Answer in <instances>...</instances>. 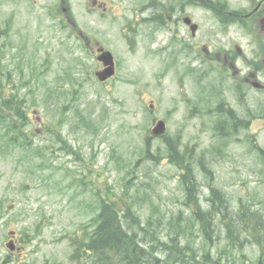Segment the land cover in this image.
Instances as JSON below:
<instances>
[{"label":"rangeland","instance_id":"374dc122","mask_svg":"<svg viewBox=\"0 0 264 264\" xmlns=\"http://www.w3.org/2000/svg\"><path fill=\"white\" fill-rule=\"evenodd\" d=\"M128 2L135 0H111L101 17L89 0H0V79L4 94L25 97L29 115L23 130L0 115V264H88L72 236L92 233L108 196L121 209L131 204L163 240L176 237L223 261L264 264L255 242L230 241L220 216L215 238H206L169 145L196 176L204 208L218 189L231 210L244 203L264 213V99L239 105L233 89L220 94L209 75H190L181 88L160 51L161 26L143 21L131 33L135 43L123 41L138 9ZM68 9L77 22L71 27L61 20ZM81 30L121 44L117 75L107 83L95 75L96 56L70 32ZM223 95L235 117L216 109ZM160 118L166 134L153 135Z\"/></svg>","mask_w":264,"mask_h":264},{"label":"flooded vegetation","instance_id":"af4514ba","mask_svg":"<svg viewBox=\"0 0 264 264\" xmlns=\"http://www.w3.org/2000/svg\"><path fill=\"white\" fill-rule=\"evenodd\" d=\"M110 2L89 0V9L100 11L103 17L109 12ZM128 3L136 4L138 9L126 21L130 30L123 34V41L129 45L135 43L136 37L130 36L137 35L143 21L150 20L161 26L165 34L163 37L159 34L160 51L165 65L175 66L181 88L186 86L190 75L196 79L209 75L210 82L221 89L220 94L232 88L233 98L239 105L264 99V96L252 97L264 94V0H135ZM68 11V15L61 17L65 27L77 24L72 11ZM70 32L79 37L90 55L99 57L104 51H112L118 65L117 46L121 44H113L112 38H96L83 30ZM152 44L158 47L156 41ZM99 64L101 69L105 66L103 61ZM220 103L225 105L224 112L230 114L227 99L224 97ZM259 105L264 111V102ZM210 109L207 111L213 110Z\"/></svg>","mask_w":264,"mask_h":264},{"label":"trees","instance_id":"16d2710c","mask_svg":"<svg viewBox=\"0 0 264 264\" xmlns=\"http://www.w3.org/2000/svg\"><path fill=\"white\" fill-rule=\"evenodd\" d=\"M4 102L7 100L0 99V109ZM169 144L172 160L185 170L182 179L188 190V199L206 238L209 241L215 238L216 219L220 216L232 243L242 245L244 241H253L264 254V213L244 203L231 210L230 200L217 189H212L214 196L210 199L213 205L203 209L194 173L180 159L176 144L172 141ZM72 240L81 250L80 254L86 256L82 259L88 264H238L215 258L209 250L200 253L176 237L161 239L141 223L131 204L121 209L111 196L102 200L92 233L82 239L74 236Z\"/></svg>","mask_w":264,"mask_h":264},{"label":"water","instance_id":"95a60500","mask_svg":"<svg viewBox=\"0 0 264 264\" xmlns=\"http://www.w3.org/2000/svg\"><path fill=\"white\" fill-rule=\"evenodd\" d=\"M99 58L103 59L106 63H109V62L112 63L111 67H108L105 70L98 72L99 77L104 80L114 73L113 57H112V54L110 52H105ZM165 129H166L165 121L159 120L158 123L156 124V126L153 128V133L154 134H161L165 131ZM9 245L12 249H14V243L13 242L9 243Z\"/></svg>","mask_w":264,"mask_h":264}]
</instances>
